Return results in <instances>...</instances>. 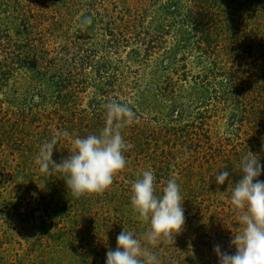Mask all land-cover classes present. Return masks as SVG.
<instances>
[{"label":"rangeland","instance_id":"obj_1","mask_svg":"<svg viewBox=\"0 0 264 264\" xmlns=\"http://www.w3.org/2000/svg\"><path fill=\"white\" fill-rule=\"evenodd\" d=\"M108 99L137 114L112 185L42 183L38 146L67 130L52 158L68 156ZM248 152L264 165V0H0V264H105L123 228H146L130 186L148 169L157 194L176 178L186 218L152 248L160 264H217L215 244L235 252L228 181Z\"/></svg>","mask_w":264,"mask_h":264},{"label":"clouds","instance_id":"obj_2","mask_svg":"<svg viewBox=\"0 0 264 264\" xmlns=\"http://www.w3.org/2000/svg\"><path fill=\"white\" fill-rule=\"evenodd\" d=\"M104 125L98 133L71 139L69 155L58 162L53 152L59 141L69 138L67 130L54 131L51 138L38 146L34 163L39 167L42 183L54 174L65 181L75 198L99 194L113 183L114 176L126 166L125 152L133 145L126 142L122 130L136 120L130 103L108 99L104 105ZM264 165L248 152L239 161L240 178L231 183L230 204L239 212L240 230L233 232L230 247L235 252L213 246L217 264H264V181L258 179ZM229 177L228 171H218L219 186ZM183 198L176 178H170L157 194L156 178L151 169L143 170L130 186V204L138 219L146 225L141 236L123 228L116 237L115 249L106 251L105 264H160L152 250L161 241L172 244L185 224Z\"/></svg>","mask_w":264,"mask_h":264}]
</instances>
